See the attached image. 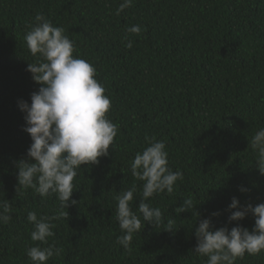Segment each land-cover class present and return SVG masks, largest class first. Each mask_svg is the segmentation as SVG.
<instances>
[{"label":"trees","instance_id":"obj_1","mask_svg":"<svg viewBox=\"0 0 264 264\" xmlns=\"http://www.w3.org/2000/svg\"><path fill=\"white\" fill-rule=\"evenodd\" d=\"M122 2L0 0V201L12 204L11 221L0 223V264H32L26 250L37 245L61 249L47 264H206L194 251L198 218L176 211L189 197L200 219L217 228L255 224L251 213L231 223L228 217L233 197L242 205L264 203V175L250 144L264 128V0H133L117 15ZM38 13L65 30L74 56L95 66L111 100L108 118L118 127L110 155L77 170L71 199L78 203L63 209L55 194L42 198L31 188L17 194V164L32 144L18 102L31 103L41 87L26 70L37 62L25 35ZM134 25L141 26L138 36L127 32ZM151 137L165 143L168 166L183 180L171 195L145 201L162 210L163 223L146 222L128 252L117 243L124 233L115 196L135 185L130 206L143 224L145 182L130 168ZM30 211L55 225L47 244L32 241ZM169 220L172 231L164 230ZM235 264H264V252Z\"/></svg>","mask_w":264,"mask_h":264},{"label":"clouds","instance_id":"obj_2","mask_svg":"<svg viewBox=\"0 0 264 264\" xmlns=\"http://www.w3.org/2000/svg\"><path fill=\"white\" fill-rule=\"evenodd\" d=\"M133 0H123L116 10L120 15L132 6ZM35 22L25 35L27 48L37 62H30L27 71L41 87L31 94V103L21 99L18 106L25 113L24 131L30 134L32 144L27 151V159H21L17 179V194L21 188L34 189L42 198L55 194L60 207L68 208L78 203L71 199L73 183L77 170L82 165H98L100 158L110 155V146L114 150V138L118 127L108 118L112 107L106 90L98 82L95 66L85 59L74 56L75 44L62 27L54 26L43 14L38 13ZM141 26L134 25L127 32L141 34ZM127 39V37H125ZM131 41L126 47L132 48ZM148 145L142 152H137L131 163L133 177L144 181L142 199L138 212L142 220L133 212L136 186L115 196V217L124 233L117 238V243L131 252L132 240L145 223L156 227L163 223V212L159 207L146 203L150 197L164 193L171 195L178 180H183L181 171H172L168 166V152L163 141L155 137L146 138ZM251 148L257 153V167L264 175V128H261L250 140ZM240 191L249 189L241 187ZM195 209V211H193ZM192 211L197 223L194 226L197 244L195 253L207 257L206 264H235L245 254L258 255L264 252V203L253 206L242 205L236 197L229 205L232 221H242L251 213L255 224L251 230L237 224L234 227H215L210 218L200 219L201 213L191 197L185 198L176 211ZM234 210V211H232ZM12 204L9 200L0 201V223L8 224L12 219ZM60 216L69 213L61 211ZM219 216L220 212H214ZM49 217L38 218L35 211H30L27 220L33 224L32 241L48 243V238L55 235L54 224ZM173 222L168 221L164 230L172 231ZM27 256L32 264H47L53 256H59L61 249L50 245L28 248Z\"/></svg>","mask_w":264,"mask_h":264}]
</instances>
